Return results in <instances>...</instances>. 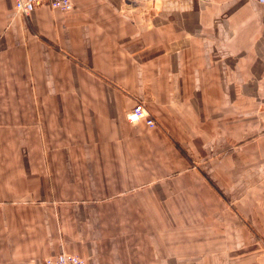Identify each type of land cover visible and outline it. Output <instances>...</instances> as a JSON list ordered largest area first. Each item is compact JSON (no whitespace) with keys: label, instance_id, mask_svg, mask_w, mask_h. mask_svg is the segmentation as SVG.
Returning <instances> with one entry per match:
<instances>
[{"label":"crops","instance_id":"0c3cea01","mask_svg":"<svg viewBox=\"0 0 264 264\" xmlns=\"http://www.w3.org/2000/svg\"><path fill=\"white\" fill-rule=\"evenodd\" d=\"M260 239L264 0H0V264H215Z\"/></svg>","mask_w":264,"mask_h":264},{"label":"built area","instance_id":"2783aa9c","mask_svg":"<svg viewBox=\"0 0 264 264\" xmlns=\"http://www.w3.org/2000/svg\"><path fill=\"white\" fill-rule=\"evenodd\" d=\"M43 3H48L52 8L63 11H70L75 7V0H15V7L18 14L27 16L33 8ZM127 117L130 122L145 120L149 127L153 128L157 126L155 119L146 111L145 102L142 98L136 99L135 105ZM25 264H85V260L77 254L63 252L46 257L39 262Z\"/></svg>","mask_w":264,"mask_h":264},{"label":"rangeland","instance_id":"374dc122","mask_svg":"<svg viewBox=\"0 0 264 264\" xmlns=\"http://www.w3.org/2000/svg\"><path fill=\"white\" fill-rule=\"evenodd\" d=\"M259 241L260 243L257 240L253 244L255 247L244 249L245 251L234 249L231 253L229 249H219L214 254L215 264H264V242L261 239Z\"/></svg>","mask_w":264,"mask_h":264}]
</instances>
